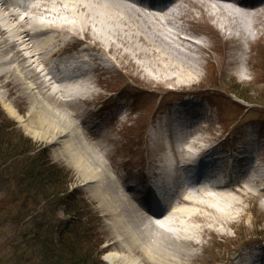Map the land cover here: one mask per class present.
<instances>
[{
  "label": "bare ground",
  "instance_id": "obj_1",
  "mask_svg": "<svg viewBox=\"0 0 264 264\" xmlns=\"http://www.w3.org/2000/svg\"><path fill=\"white\" fill-rule=\"evenodd\" d=\"M48 1L29 0L28 4L20 6L12 1L0 0V102L8 114L37 139L58 144L60 156L82 175L86 186L99 194L105 215L109 218L108 224L115 234L113 249L105 255L107 264H145L146 260L154 264H192L207 250L208 238H229V230L236 225V220L244 217L248 209L245 203L253 195L252 188L262 181L261 175L251 177V171H262L264 159L258 152L250 168L244 171L239 165L242 157L232 159L230 164L235 166L234 174L241 173V178L247 183L237 188L235 185L238 186L240 179L234 177L225 187L240 199L220 191L222 186L218 185L214 188L219 191H215V195L209 194L206 189L196 192V196H185L177 191L160 214H150L138 206L139 201H151L141 182H134L124 193L121 192V179L115 176L106 162L112 151L96 137L102 134L109 140L108 136L103 131L93 132L91 128L84 133L75 123L76 119L80 122L84 120L85 112L74 99L82 102L92 100L95 94L90 85L92 77L89 76L87 82L65 87L58 76L62 74L53 70L51 65L54 66L55 61L74 43L81 42L86 45L84 51L92 54L87 55L86 60L77 58L84 75L92 71V63L114 68L123 62L122 57L128 56L131 64L137 66L151 82L160 85H173L172 81L193 84L200 77L199 66H203L204 62L205 68L209 65L215 70V59L208 50L211 44L207 43H211L212 37L219 38V32L215 28L216 34L207 33V39H200L203 44L192 43L183 37V34L192 31L185 26V22L180 23L183 2L189 1L191 7L200 10L206 7L211 12L210 17L223 16V27L232 31V35H228L231 39L243 40L249 54L264 41V0L255 3L240 0H173L157 10L161 12L158 16L154 8L148 12L120 0H54L51 7H45ZM135 3L142 4L140 0ZM44 13L48 16L42 15ZM36 14L45 19L36 17ZM126 31L125 36L117 35ZM192 34L202 35L195 30ZM122 43L124 46L128 44L131 52L119 54L123 51ZM239 49L241 55L245 53L241 47ZM214 54L218 59V55ZM136 58L146 61L138 63ZM230 58L229 65L243 63L239 72L242 77L254 73L255 66L249 65L248 56L237 59L232 51ZM62 65L65 69L66 64ZM75 69L65 72L73 75ZM75 79L76 76L73 77ZM27 104L30 109L28 118H25L21 110L28 108ZM200 125L194 126L199 128ZM87 127L84 120L83 128ZM183 141L179 148L176 145L178 142L168 143L171 144L168 148L176 151L173 155L175 162L167 169L169 179L179 171L181 160L178 157L201 161L206 157V150H214L221 145H210L205 137L198 134L190 138L186 136ZM202 165L203 162L200 167ZM162 166L163 161L149 173L156 176ZM187 170L194 178L198 177L194 176L196 171ZM263 251H258L259 256ZM252 258L250 254L242 261L246 263Z\"/></svg>",
  "mask_w": 264,
  "mask_h": 264
},
{
  "label": "rangeland",
  "instance_id": "obj_2",
  "mask_svg": "<svg viewBox=\"0 0 264 264\" xmlns=\"http://www.w3.org/2000/svg\"><path fill=\"white\" fill-rule=\"evenodd\" d=\"M120 1L135 8L145 9L148 12L153 9L144 4L137 5L133 0ZM53 2L54 0H49L45 7L48 5L51 7ZM68 7L73 8L69 5ZM157 10L154 12L158 16L161 12ZM210 13L206 7L202 10L191 7L189 1L183 2L180 11V16L183 17L180 23L185 22V26L190 30L202 34H192V31L183 34V37L190 42L198 44L201 41L200 38H208L205 37L207 33L216 34L214 33L215 28H218L217 32H219L217 35L219 38L212 37V39L210 38L211 43H207L208 45L211 44L208 50L215 59V70L209 65L205 68L204 62L203 66H199L200 77L193 84H178V82L172 81L173 85H160L156 84L157 82H151L145 78L137 66L131 64L128 56L122 57L123 62L114 68L102 67L96 62L92 63L90 65L92 71L86 72L85 75L83 71V75L76 77L75 80H73L74 76L62 77L58 75L62 79L63 86L66 85L65 87L87 82L89 76L92 77V84L90 85L95 91L92 100L82 102L74 99L84 110L85 115L83 117L89 127L83 128L84 120L80 122V119L70 118L76 119V125L84 133L91 128L93 132L100 133L103 131L108 136L109 140L103 138L102 134L96 137L107 144V148L112 151V156H107L106 162L115 176L121 179V192L134 182L141 181L145 186L146 183L143 182L148 180L145 177V172L153 171L156 164H162L163 161V170L164 165L174 164L173 155L176 154V151L170 147L171 151L168 148L171 144L168 143L176 144L178 142L176 144L178 147V145L184 144L183 140L186 136L190 138L198 134L205 137L208 144L221 143L222 147H228V150L231 149V151L239 149V152L245 149L249 138L254 139L260 148L259 156L264 159V41L260 42L251 53H246L247 46L244 41L231 39L232 37L228 34H231L232 31L223 27L221 18L223 16L210 17ZM42 15L48 16V13ZM35 16L40 17L38 14ZM44 16L40 18L45 19ZM262 18L264 19V14ZM190 20L194 21L190 22ZM127 33L128 31L122 35L121 32H118L117 35L125 36ZM236 34L238 35L239 32ZM80 37L84 38V36ZM80 44L81 42H76L73 45L78 46ZM121 47L123 51L121 50L119 54L131 52V47L128 44L124 46L122 43ZM240 47L245 51L242 55ZM232 51L237 59L248 56L249 65L255 66L251 76L242 77L240 75L239 72L243 63L235 66L228 64L231 60ZM214 53L218 55V59ZM84 55L86 57L92 56L91 52L87 51ZM137 61L142 63L146 60L136 58ZM205 61L208 63L207 60ZM53 67L56 69V64ZM237 95L252 103L242 102ZM257 102L260 104H256ZM177 103H182L183 106L177 105ZM174 105L179 108H175ZM27 106L28 108L21 110V114L25 118L29 116L30 106L29 104ZM173 106L174 108H172ZM200 108L207 111L211 117L206 116L205 113L207 119L203 120L198 128L188 124L187 121L199 116ZM194 110L196 112H193ZM0 116L9 121L7 123L0 117L1 124H4V127L0 128V132L4 136H0L5 142L6 140H15L16 143L17 134L20 137V134L23 133L32 139L33 142L30 146L45 149L53 163L65 167L71 173L72 187L78 188L87 198V205L90 208L85 211V214L89 216L90 226L94 227L99 234L101 232L106 239V242L99 248L104 250V255L100 251L94 250V256L100 260V264H107L105 255L113 249L115 234L113 227L108 224L109 218L105 215L99 194L92 187L86 186L82 175L69 164L66 158L60 156L58 144L37 139L28 132L23 124L8 114L2 102H0ZM203 125L208 127L204 128ZM195 130H197L196 134L194 133ZM149 133L151 134L149 135ZM190 134L191 136H189ZM254 156L256 154H251L249 158L245 159L242 163L243 167L249 169ZM178 158L182 159V157ZM165 162L166 164H164ZM261 168L262 171H251V177L257 178L261 175L262 181L253 186V195L249 196L248 202L245 203V208L248 209L244 217L238 218L235 222L236 225L229 230L230 237L208 238L206 240L208 243L207 250L192 264H234L242 251L247 252V255H252V251L264 250V162L261 163ZM234 175L232 177L240 179L238 186L236 184L235 187L240 188L241 185L247 183L244 178H241V173L237 172ZM225 185L219 190L240 199L238 195L227 190ZM215 191L218 190L213 189L209 194L215 195ZM194 192L198 191L194 190ZM5 196L6 193H0V199ZM10 208L17 209L18 207L11 205L5 209ZM151 218L154 219V217ZM10 233L8 227H0V261L5 260L8 251L11 252L12 250L11 247L7 246L9 243L7 236ZM174 237L179 240L182 239L178 235ZM249 263L248 260L246 264ZM145 264L154 263L146 260Z\"/></svg>",
  "mask_w": 264,
  "mask_h": 264
},
{
  "label": "trees",
  "instance_id": "obj_3",
  "mask_svg": "<svg viewBox=\"0 0 264 264\" xmlns=\"http://www.w3.org/2000/svg\"><path fill=\"white\" fill-rule=\"evenodd\" d=\"M1 136L0 193L6 196L0 199V227L10 229L12 250L0 264H100L94 250L102 253L105 237L90 226L87 198L72 188L71 173L45 149L30 146L23 133L16 143ZM11 205L18 208L5 209Z\"/></svg>",
  "mask_w": 264,
  "mask_h": 264
}]
</instances>
